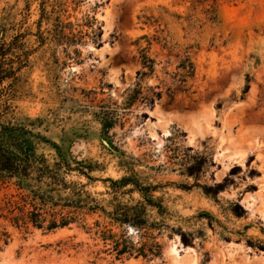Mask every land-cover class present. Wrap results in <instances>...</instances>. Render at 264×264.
<instances>
[{
  "label": "rangeland",
  "instance_id": "1",
  "mask_svg": "<svg viewBox=\"0 0 264 264\" xmlns=\"http://www.w3.org/2000/svg\"><path fill=\"white\" fill-rule=\"evenodd\" d=\"M212 2L0 0V34L14 39L28 60L13 100L17 116L40 119L37 131L96 164L87 188L99 199L110 197L102 179L119 178L127 168L158 185L154 195L167 214L149 209V220L194 237L183 245L164 229L157 236L160 257L115 259L91 218L89 231L75 224L53 231L12 226L3 216L14 190L0 185V232L6 234H0V264H171L173 244L179 256L187 255L183 264H264V254L246 244L247 238L264 242V215L255 211L264 210V0H214L216 22L204 13ZM142 48L154 61L142 91L155 87L160 96L151 107L122 108L126 89L138 81ZM186 56L194 74L182 91L173 76ZM102 105L119 106L106 132ZM202 110L212 118L198 132L192 117ZM216 183L223 187L217 194L204 192ZM128 233L137 240L133 228Z\"/></svg>",
  "mask_w": 264,
  "mask_h": 264
},
{
  "label": "trees",
  "instance_id": "2",
  "mask_svg": "<svg viewBox=\"0 0 264 264\" xmlns=\"http://www.w3.org/2000/svg\"><path fill=\"white\" fill-rule=\"evenodd\" d=\"M204 13L208 21H217V5L214 0L205 8ZM40 37L39 41L42 42L44 39ZM141 38L146 36L142 35ZM18 47L14 39L6 42L4 33L0 34V185L14 190L6 197L8 216L3 217L16 228H27L30 225L45 231L72 224L89 231L91 227L87 225V220L91 218L94 234H98L103 243L111 244L115 259L142 257L151 260L160 257L162 245L157 236L168 228V237L176 233L183 245L193 244L192 234L181 228L175 230L162 221L149 220V209H155L160 216L167 214L161 198L154 195L158 185L146 183L132 168H127L130 173L119 178L102 179V182L109 183L104 193L110 197L99 199L87 188L89 182L96 180L90 175L97 167L96 164L76 159L69 149H63L61 144L37 131L40 119L17 116L13 100L20 81L19 72L28 62L27 54L16 51ZM139 54L141 69L136 71L138 81L126 89L122 108L135 103L151 107L160 96V91L155 90V87L142 91L140 82L152 74L154 61L147 55L145 48L140 49ZM177 68L181 71L174 74V82L185 91L182 87L186 78L194 74L193 64L186 56L179 61ZM246 81L242 94L249 87ZM100 108L101 130L106 132L116 123L119 106L102 105ZM142 116L145 117L146 113L143 112ZM45 146L52 149L53 153L48 155L39 150ZM125 163V160H120L121 165ZM74 176L84 177L86 182ZM222 188V183H216L214 189L205 188L204 192L215 195ZM133 193L138 194V199L132 197ZM125 194L129 195V199L124 201L122 197ZM202 215L199 213V216ZM128 227L135 230L136 241L132 240ZM247 228L248 225H245L244 229ZM0 234L6 235L5 232ZM6 241L5 238L4 243ZM246 244L264 251L262 241L253 242L247 238Z\"/></svg>",
  "mask_w": 264,
  "mask_h": 264
},
{
  "label": "bare ground",
  "instance_id": "3",
  "mask_svg": "<svg viewBox=\"0 0 264 264\" xmlns=\"http://www.w3.org/2000/svg\"><path fill=\"white\" fill-rule=\"evenodd\" d=\"M195 113H193L194 115L192 117V123L194 124V127L197 128L198 132H200V130L202 129L204 124L207 125V123L211 122L212 113L208 110L199 111L196 115H195ZM163 132L166 133L167 130H163ZM261 206H262V204H261ZM256 211H258L259 215H264V210L261 209L259 206L256 207ZM168 249H169L170 263L171 264H183L184 263L187 255H185L183 257L179 256L177 253L175 244L170 245Z\"/></svg>",
  "mask_w": 264,
  "mask_h": 264
},
{
  "label": "water",
  "instance_id": "4",
  "mask_svg": "<svg viewBox=\"0 0 264 264\" xmlns=\"http://www.w3.org/2000/svg\"><path fill=\"white\" fill-rule=\"evenodd\" d=\"M255 211H256V210H255ZM256 212L258 213V211H256ZM260 252L264 254V251H261V250H260Z\"/></svg>",
  "mask_w": 264,
  "mask_h": 264
}]
</instances>
